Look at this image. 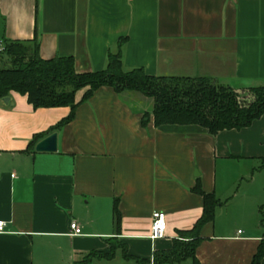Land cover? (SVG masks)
<instances>
[{
	"label": "crops",
	"instance_id": "1",
	"mask_svg": "<svg viewBox=\"0 0 264 264\" xmlns=\"http://www.w3.org/2000/svg\"><path fill=\"white\" fill-rule=\"evenodd\" d=\"M34 34L41 59L71 57L79 74L103 70L125 38L124 71L264 86V0H0V44ZM7 97L0 101V264H73L106 253L111 238L150 264L200 216L201 199L191 192L197 181L220 205L200 229L196 264H250L264 238V169L254 170L264 158V113L214 135L194 125L154 127L151 118L141 124L151 100L101 87L50 131L68 107L32 109L24 96ZM51 133L55 151L35 152ZM153 212L164 214L160 239L149 238ZM71 222L80 235H71ZM90 264L136 263L116 255Z\"/></svg>",
	"mask_w": 264,
	"mask_h": 264
},
{
	"label": "trees",
	"instance_id": "2",
	"mask_svg": "<svg viewBox=\"0 0 264 264\" xmlns=\"http://www.w3.org/2000/svg\"><path fill=\"white\" fill-rule=\"evenodd\" d=\"M125 38L117 40V50L106 56L103 70L76 73L71 57H54L43 60L38 56L35 34L30 41H2L0 52V99L10 92L24 96L32 109L68 107V115L50 131L61 128L73 118L77 104L86 101L101 87L110 88L115 94L135 92L151 100L152 109L143 113L141 124L151 118L154 127L194 125L214 135L224 130L248 127L264 113V86L247 87L237 93L235 89L204 77L148 76L142 69L124 71L121 68L120 47ZM5 58V61L2 59ZM85 89L79 102L74 101L77 91ZM31 145V143H30ZM264 169V158L257 169ZM191 192L200 197L202 210L193 225L178 231L167 251L155 252L152 264H180L190 260L196 264L195 249L201 241L200 229L213 220L214 210L220 203L212 194L204 193L197 181ZM260 225L264 227V204L259 207ZM120 216L117 200L112 202V223L119 231ZM106 253L90 252L73 264H90L93 259L109 261L120 248L121 257L136 264H148L126 254L125 246L115 238L108 241ZM115 243V245H113ZM264 256V238L253 254L250 264H259Z\"/></svg>",
	"mask_w": 264,
	"mask_h": 264
},
{
	"label": "built area",
	"instance_id": "3",
	"mask_svg": "<svg viewBox=\"0 0 264 264\" xmlns=\"http://www.w3.org/2000/svg\"><path fill=\"white\" fill-rule=\"evenodd\" d=\"M2 51V46L0 44V52ZM4 224L0 222V232L3 231ZM165 229L164 214L161 212H153L151 214V224H150V239H160L163 237ZM69 231L71 235H80V230L76 223L71 222L69 224ZM152 264V262L150 263Z\"/></svg>",
	"mask_w": 264,
	"mask_h": 264
},
{
	"label": "water",
	"instance_id": "4",
	"mask_svg": "<svg viewBox=\"0 0 264 264\" xmlns=\"http://www.w3.org/2000/svg\"><path fill=\"white\" fill-rule=\"evenodd\" d=\"M8 97H3L0 99V101L3 104H6L8 102ZM56 149V135L55 133H51L41 141L35 144L34 151L35 152H54Z\"/></svg>",
	"mask_w": 264,
	"mask_h": 264
},
{
	"label": "rangeland",
	"instance_id": "5",
	"mask_svg": "<svg viewBox=\"0 0 264 264\" xmlns=\"http://www.w3.org/2000/svg\"><path fill=\"white\" fill-rule=\"evenodd\" d=\"M4 61H5V58H2ZM0 67H1V64H0ZM221 85H224V84H221ZM224 86H226V85H224ZM229 87V86H228ZM236 91H237V93H242L243 91L241 90V89H235ZM117 243H120V242H117ZM113 245H115V243H113ZM116 255H118V256H120L121 257V250H120V248H117L116 250H115V254H114V257L116 256ZM113 257V258H114ZM112 258V259H113ZM122 258V257H121ZM111 259V260H112ZM123 259V258H122ZM124 261H128L127 259H123ZM110 261V260H109Z\"/></svg>",
	"mask_w": 264,
	"mask_h": 264
}]
</instances>
